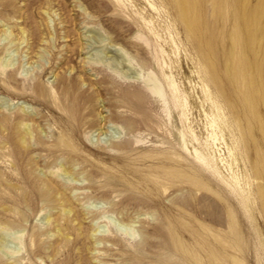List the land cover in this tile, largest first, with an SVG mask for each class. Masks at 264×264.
<instances>
[{
  "label": "rangeland",
  "instance_id": "obj_1",
  "mask_svg": "<svg viewBox=\"0 0 264 264\" xmlns=\"http://www.w3.org/2000/svg\"><path fill=\"white\" fill-rule=\"evenodd\" d=\"M150 1L0 0V264H264V131L210 108Z\"/></svg>",
  "mask_w": 264,
  "mask_h": 264
},
{
  "label": "bare ground",
  "instance_id": "obj_2",
  "mask_svg": "<svg viewBox=\"0 0 264 264\" xmlns=\"http://www.w3.org/2000/svg\"><path fill=\"white\" fill-rule=\"evenodd\" d=\"M150 6L156 4L148 0ZM183 29L187 41L194 50L198 73H201L205 102L210 108L221 113L227 110L240 122L244 141L254 143L252 133L255 124L264 131V122L259 109L264 106V0H164ZM206 2L212 7L210 19ZM226 22L233 25L232 30L224 27ZM223 23V26L221 25ZM91 42H102L95 32L88 31ZM229 43V49H220V44ZM98 57L106 58V50L99 48ZM224 59V66L220 65ZM112 63L118 68L123 58L112 56ZM10 57L4 65H11ZM122 70V69H121ZM123 71V70H122ZM154 95L163 96L164 90L156 81L152 89ZM204 105V104H203ZM202 105V106H203ZM259 165L264 166L260 156ZM264 210V188L258 191ZM234 223V214H230ZM238 233L233 229L234 240L239 244ZM16 248L9 242V236L0 231V252ZM210 258L218 255L209 254Z\"/></svg>",
  "mask_w": 264,
  "mask_h": 264
}]
</instances>
